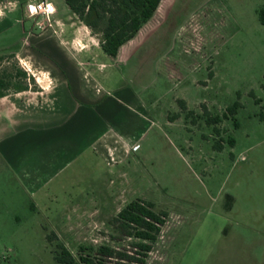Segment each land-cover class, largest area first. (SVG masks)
Masks as SVG:
<instances>
[{"label": "rangeland", "instance_id": "obj_1", "mask_svg": "<svg viewBox=\"0 0 264 264\" xmlns=\"http://www.w3.org/2000/svg\"><path fill=\"white\" fill-rule=\"evenodd\" d=\"M27 1L0 0V91L39 89L24 45L51 26L46 16L28 14ZM52 1L51 23L77 20L65 0ZM263 6L264 0H161L126 44L134 52L128 67L124 59L112 65L97 49L108 82L129 85L147 106L140 147L112 167L70 164L41 186L20 179L0 159V264H57L59 241L73 250L103 242L133 249L136 238L124 235L113 218L137 197L168 212L143 264L190 258L264 264V24L257 13ZM79 25L81 36L92 33ZM99 43L95 33L91 44ZM227 193L235 198L229 213ZM223 220L240 233L223 238ZM224 241L236 245L207 246Z\"/></svg>", "mask_w": 264, "mask_h": 264}, {"label": "crops", "instance_id": "obj_2", "mask_svg": "<svg viewBox=\"0 0 264 264\" xmlns=\"http://www.w3.org/2000/svg\"><path fill=\"white\" fill-rule=\"evenodd\" d=\"M56 20L62 22L60 31L54 28L60 27ZM79 23L89 30L79 19L56 18L49 33H39L24 45L35 60L37 72L31 73L39 89L28 94L26 87L14 93L4 88L0 91V159L12 164L16 176L34 186H41L53 172L76 162H104L112 167L126 160L140 147L142 121L149 118L146 104L132 87L108 82V74L102 73L107 64L97 59L96 50L102 47L100 43L91 44L95 36L92 31L85 36L78 33ZM132 38L119 47L115 56L108 54L112 65L124 59L123 64L129 66L134 52L125 47ZM38 72L44 76V83L39 81ZM127 78L132 80L131 76ZM234 200L232 195L231 205L224 204L226 213L232 210ZM219 231L226 239L240 233L224 220ZM234 245L224 241L215 248V244L207 246L229 249ZM179 264L202 263L190 258Z\"/></svg>", "mask_w": 264, "mask_h": 264}, {"label": "trees", "instance_id": "obj_3", "mask_svg": "<svg viewBox=\"0 0 264 264\" xmlns=\"http://www.w3.org/2000/svg\"><path fill=\"white\" fill-rule=\"evenodd\" d=\"M77 19L83 21L93 33L100 35V45L109 55L115 56L119 47L136 35L139 29L153 16L161 0H65ZM261 23L264 24V6L257 10ZM258 102L260 98L256 99ZM183 108L186 107L181 100ZM234 103L228 107L233 113ZM260 118L264 119V104ZM220 116H214L218 122ZM232 144L234 140L229 139ZM232 203V195L226 194V207ZM168 212L156 210L154 203L142 198L129 200L121 207L113 221L120 231L136 238L133 249L112 245L107 242L79 243L75 250L59 241L53 249L57 264H143L152 243L157 239ZM51 240V235L48 237Z\"/></svg>", "mask_w": 264, "mask_h": 264}, {"label": "built area", "instance_id": "obj_4", "mask_svg": "<svg viewBox=\"0 0 264 264\" xmlns=\"http://www.w3.org/2000/svg\"><path fill=\"white\" fill-rule=\"evenodd\" d=\"M26 9L29 15L46 16L49 20L48 25H51L50 16L56 12V7L52 0H28L26 2ZM57 22V20H56ZM79 47H83V44L77 43Z\"/></svg>", "mask_w": 264, "mask_h": 264}, {"label": "clouds", "instance_id": "obj_5", "mask_svg": "<svg viewBox=\"0 0 264 264\" xmlns=\"http://www.w3.org/2000/svg\"><path fill=\"white\" fill-rule=\"evenodd\" d=\"M0 15H2V13H0Z\"/></svg>", "mask_w": 264, "mask_h": 264}]
</instances>
